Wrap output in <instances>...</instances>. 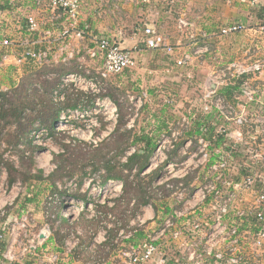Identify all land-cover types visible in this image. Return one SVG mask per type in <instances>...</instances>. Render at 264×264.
<instances>
[{
	"label": "built area",
	"instance_id": "built-area-1",
	"mask_svg": "<svg viewBox=\"0 0 264 264\" xmlns=\"http://www.w3.org/2000/svg\"><path fill=\"white\" fill-rule=\"evenodd\" d=\"M36 1L40 3L39 0ZM247 4L257 7L260 5V0H247ZM80 6L81 0H50L49 2L48 7L55 14V19L63 22L56 41L60 42L57 51L63 52L64 57H60L59 60L54 59L53 62L56 64H65L72 60L74 53L69 48V42L73 39L83 40L86 35V31L79 27ZM26 24V31L29 35L38 31V23L32 16L26 17ZM178 26L183 31L189 29V24L183 19L178 21ZM246 30L247 27L239 22L224 27L220 34L225 37L246 32ZM139 31L145 38L147 49L173 54L174 48L154 26L142 25L139 27ZM255 32L259 45L253 43V49H248L249 51L245 53L243 61H234L221 70L212 72L210 77H222L223 81L220 83L213 81L209 90L203 95V101L209 102V106H203L205 114H211L214 111L225 120L223 124H232L240 132L234 135L225 129L215 131L212 140L215 141L218 137H223L224 144L220 148H214L212 152L209 150L211 144L203 138H192L196 144L198 143L197 148L192 153L186 152L182 148L176 152V144L190 126L187 119H181L177 122L175 125L179 126L180 129L176 132L172 130L170 135L168 134V139L162 138L160 142H157L146 168L141 173L143 177L158 171L150 189L158 205L156 213L161 220L157 230L158 234L151 238L146 232L147 223L152 219L147 217L149 216L148 210L153 211V216L155 215L154 201L151 200L149 204L141 207L130 218L129 224L125 228L118 225L120 228L117 230L115 239V243L121 242L132 237L137 228H144L146 241L137 247L133 245L124 246L121 252L124 261L121 263L101 260L97 250L100 251L99 246L106 241L107 230L104 226L108 230L114 228L113 224H108L102 220L99 224V232L104 233L103 240L99 245L95 246L94 242L87 248H83L82 251L91 259L90 262L84 264H148L154 260H157L156 264H264V176L259 175L256 171V167L264 169V116L261 114L264 107L263 105L256 107L257 113L261 116L255 117L253 120H248L240 115L234 118L228 117L233 111L231 104L217 94L218 89L225 86L229 79L246 77L241 92L249 100H252V96L247 94L249 93L247 91L249 89L248 82L254 77L264 79V57L256 54L257 50L261 51V48L264 47V21L258 24ZM46 35L50 37V32H46ZM33 44L32 42L26 43V47L18 56L17 62L31 61L39 66L46 63L50 64L49 51L35 50L32 48ZM257 45L258 47H256ZM11 47H13L12 40L1 36L0 52L5 49L9 50ZM87 55L91 59L99 56L103 61L99 78L95 80L86 79L80 74L69 73L63 77L62 87L71 84L75 89L82 92L97 93L100 90H96V87L100 85V82L111 76L120 75L136 64L131 51L121 48L116 40L108 36L99 38L96 47L88 50ZM175 64L179 67L190 65L191 58L184 54L175 60ZM250 90L251 93H257V88L250 87ZM57 100L62 101L63 95H59ZM107 106H109L108 121L112 127L109 129L110 133L115 129L118 114L116 107L109 103ZM245 109L242 107V111H240L244 112ZM81 111L83 110L74 109L61 112L58 123L68 124L75 122L73 121L75 119L83 118ZM133 123L134 120L131 119L128 126H132ZM57 127L56 129L59 131L60 129ZM37 133H39L36 136L38 140L47 134L44 130ZM190 142L191 139L185 140L183 145L188 146ZM36 144L42 145L41 143ZM165 151L166 154L172 152L167 157L164 154ZM133 152L134 148H130L126 152V156ZM177 153L180 158L173 157V154ZM122 160L125 161V157ZM241 163L246 168L249 165L254 168H251L249 174L238 176ZM90 183L87 184L86 189L91 185ZM69 184V189L72 187L73 190H76L75 183L69 182ZM90 189L94 194L93 198L96 196L98 204L107 203L112 206L110 201L119 198L122 193V183L113 180H108L103 184L95 182ZM79 203L82 204L80 209L77 207ZM62 204L64 209L66 206H69L67 208L77 207V215L74 221L84 209L90 212L89 218L100 215V213H95L92 204L85 205L71 197L64 198ZM133 204L134 201H132L131 206ZM89 207L91 210L88 209ZM64 209L63 214L70 218L71 215L67 216ZM142 209L146 210L143 211ZM3 216L4 212L0 211V220ZM108 218L114 220L111 215H108ZM3 231L4 227L0 226V240L5 238L7 241V247L0 264L12 261L10 257L12 243ZM41 236L42 238H40ZM166 237H169L170 240L166 241L167 244L163 242L164 246L160 249L161 239ZM43 238V234H39V239ZM64 245L66 254L70 255L74 250L72 253L76 255L79 246L76 241H64ZM123 245L124 243L121 246ZM121 246L111 251L117 250Z\"/></svg>",
	"mask_w": 264,
	"mask_h": 264
},
{
	"label": "rangeland",
	"instance_id": "rangeland-1",
	"mask_svg": "<svg viewBox=\"0 0 264 264\" xmlns=\"http://www.w3.org/2000/svg\"><path fill=\"white\" fill-rule=\"evenodd\" d=\"M249 7L252 8V6ZM261 18V22H263V17ZM11 50L12 48H10V51ZM3 53L5 52L3 51ZM1 56H3L2 53H0V59ZM76 62L83 68L86 75H88L91 71L96 76L99 75L101 69L100 65L98 66L97 64L92 63L86 58ZM208 62L209 61H206V63ZM206 63H204L201 68H196L193 67L194 65L187 64L179 69H174L172 71V75L169 76L170 80H166L164 74H162L161 64L155 65L157 67L152 69L155 70L156 73H151L152 70H150L149 67H143V65H140L137 66V69H127L118 76H111L105 79L107 80L106 83L104 81L100 82V85L96 87V90H100L97 93L85 91L84 93L90 95L89 100L91 101L84 102L85 108L82 109L84 112L81 111L83 118L75 119L73 120L75 122H69L68 124L58 123L57 128L60 130L57 131L56 135L52 137V139L50 136H43L38 140L36 139V136L39 133L35 132L34 143H41L42 147L34 152L35 164L32 168V173H35L36 169L41 170L43 175L47 177L56 166L54 156L62 151L63 144L75 142L78 144L80 142L84 145L83 147L86 145V148L91 151L101 145L100 147L103 148V153L107 156V158L113 155L114 150L112 149V139H110V135L114 130L109 133V129L112 127L108 121L109 116L107 113L109 111V106H107V104L109 103L111 106L116 107V110L117 106L104 94L112 85H116L119 88V91L125 93V96L119 98V103L126 107L127 113L126 122H128L124 129H135V127L137 131L143 129L145 133L152 135L156 139L155 147L157 142H160L162 138L168 139V134L170 135L172 130L176 132L180 129V127L175 124L181 121V119H187L190 122V126L187 131L190 130L193 120L199 116L202 119L204 118V120L207 119L210 123H216V126H214L215 131L218 129H225L228 133L234 135L240 132V130L232 124H223L225 120L214 111L211 114H205L203 111V106H209V102L203 101V95L209 90L213 81L219 83L223 81L222 77L212 78L207 74ZM10 65H12V63ZM44 65L50 64L46 63ZM38 66L39 65L35 64H26L22 67L12 65L13 68H10V70H0V93H10V91L17 86L19 81L24 78L23 76L28 75V73H32L34 69L42 67ZM33 75L31 76L33 77ZM64 76L65 75L62 76L61 82ZM91 79L95 80L98 78L93 77ZM68 85L69 84H67V86ZM62 86L63 82L61 88ZM248 87L249 89H247V91L249 93L247 94L248 96H252V100H249L244 94L237 95L234 102L230 103L233 111L228 117L234 118L235 116L239 117L240 115L248 120H253L255 117L261 116L257 113L256 107L261 105L264 107V79L257 77L251 78L248 82ZM250 87L253 89L257 88V93H251ZM168 96L172 97L173 103L165 101L166 99H169ZM242 107L246 108L244 112H241ZM117 114L119 115L118 110ZM261 114L264 116V111ZM152 115H157L160 118L159 124L161 125V128H159V125H156L157 127L151 126L153 124L148 122V118ZM131 119H133L134 122L136 121L137 124L135 125L133 123L132 126L129 127L128 123ZM165 121L173 123L175 126H170V130L166 129V131V127L164 126ZM243 132H245V130H243ZM180 141H182L181 147L177 150L175 149L176 152L180 151L182 148L186 152L192 153L198 146V143L196 144L194 139H191L188 146L183 145L184 140ZM7 147L8 146H6L5 143H2L0 151L5 150ZM166 151L164 154L168 157V154L172 151L167 154ZM77 153L83 157V161L79 160L78 165H81V167L84 165L85 168L82 169H87V172H90L91 168L86 164L88 159L85 155L87 154ZM5 157L10 159L16 167L20 166V160L14 150H12V152H7ZM173 157L180 158L178 153L173 154ZM77 176L81 177V173L79 171ZM97 176L98 175L87 176L84 179V184L79 192H85L87 196L93 198L94 194L90 188ZM89 182H91V185H89L88 189H86ZM31 183L32 184L29 190L27 189L26 184H22L21 179L16 180V182L10 187L7 184V172L3 169L0 173V211L8 214L5 222L0 221V226L4 227L3 232L12 243L10 253L12 261L6 262L5 264H84L85 262H90V256L86 255V253L82 251L85 247H82L80 244L82 241L87 242L92 238L91 243L95 242V246L99 245V243L103 240L104 233H102V231L99 232V229L98 231L93 232L94 228L99 226L95 224L90 226V229H93L91 231L83 230L85 227L84 224L76 226L75 223L77 220L74 221V218L77 215V207L80 209L82 204L79 203L78 206L74 208H67L69 206H66L64 213L67 216H71H69V225L65 227L66 229L62 232V234H64L63 241L69 242L74 240L80 247L76 250V255H73L72 253L74 250H72L70 255L66 254L65 245L60 247L56 241H53L55 245L54 247V245L50 243L52 235L51 225L49 230V224L46 223L43 216V207L46 205L47 198L49 197L50 184L47 181H32ZM66 186L69 188L70 184L68 183ZM59 187L63 188L60 184ZM69 190L70 193L75 192L72 187ZM26 196L31 198L32 201L27 203V208L24 211L19 210L20 213L17 214L16 211L19 208L17 205L15 206V202L18 198L22 199V197ZM93 199H97L96 196ZM88 209L91 210L90 207ZM148 211L150 215L147 217H151L153 220L151 219L148 221L146 232L148 236L153 238L156 237V234H158L157 230L160 227L161 220L157 213L153 216V211L151 212L150 209ZM57 223L54 225L55 228L57 227ZM67 228H72L73 230L69 231ZM39 234H43L44 238L39 239ZM56 240L58 241L57 237ZM168 240H170L169 237H166L163 240L161 239L162 244L159 248L162 249L164 246L163 242ZM185 241L188 240L185 239ZM124 246L125 245L114 251H111L112 247H99L100 251L97 250V253L100 255H97L101 260L121 263L124 261L121 255ZM156 263L157 260H154L148 264Z\"/></svg>",
	"mask_w": 264,
	"mask_h": 264
},
{
	"label": "trees",
	"instance_id": "trees-1",
	"mask_svg": "<svg viewBox=\"0 0 264 264\" xmlns=\"http://www.w3.org/2000/svg\"><path fill=\"white\" fill-rule=\"evenodd\" d=\"M46 2L49 3L50 0ZM261 16L263 17L262 21H264V15ZM34 71L23 76L24 78L19 81L10 93H0V147L2 143L8 146L5 150L0 151V173L3 169L7 172V184L10 187L18 179H21L23 185H27L28 190L32 181H47L50 184V193L46 205L43 207V216L46 223L49 224V230L51 225L52 235L50 241L58 242L57 244L60 247L64 244V234L62 232L69 225V218L63 214L64 207L62 204V200L67 197H71L75 201L82 202L85 205L92 204L95 213H100L97 217L93 216L89 218L90 212L85 209L82 210L75 223L76 226L84 224L83 230L91 231L93 229H90V226L94 224L99 226L102 220L108 224H113L114 228L109 230L104 226L107 230L106 241L99 247H112L111 250H113L123 243L125 246L133 245L137 247L147 240L144 228H137L136 233L132 237L121 242L117 241L115 243V239L118 228H125L129 224L130 218L141 207L149 204L151 200L154 201V210L156 212L158 210L154 194L150 190L153 180L158 175V171H154L143 177L141 176L155 147L156 139L152 135L145 133L143 129L139 131H137L136 127L135 129H124L128 122H126L127 113L126 107L119 103V98L125 96V93L119 91L116 85H112L104 94L114 102L119 112L117 124L110 135L112 149L114 150L113 155L107 158L103 153V148L100 147L101 145L93 150V152L87 149L86 145L83 147L84 145L80 142L78 144L76 142L63 144L62 151L54 156L56 166L47 177L43 175L41 170L36 169L35 173H32V168L35 164L34 152L42 147L34 143L35 132L44 130L47 132L46 137L50 136L52 139L57 133L56 127L61 112L84 109V102L91 101L89 100L90 95L75 89L71 84L61 88L62 76L69 73H77L87 79L93 77L99 78V75L96 76L92 71L86 75L83 68L79 66L75 59L70 60L69 64L52 63L34 69ZM245 80L246 77L230 79L225 86L218 89L217 94L227 102L233 103L237 95L242 94V84ZM106 81L104 80L105 83ZM61 94H63V100L59 101L57 97ZM168 98L170 100L166 99V102L173 101L171 96H168ZM159 120L160 118L157 115H152L148 118L149 123H157L156 125H159V128H161ZM134 124L136 125L137 122L135 121ZM156 125L151 126L157 127ZM164 126L166 130L170 126L175 125L165 121ZM214 126H216V123H210L207 119L204 120V118L202 119L198 116L193 120L190 130L185 131L180 140L203 138L211 144L209 150L212 152L214 148H220L224 144L223 137H218L215 141L212 140V137L215 135ZM180 140L175 146L176 150L181 147L182 141ZM129 148H134V152L126 156ZM12 150L18 155L20 160L19 167H16L10 159L5 157V154L12 152ZM77 152L87 154L85 155L88 159L86 164L90 166V172H87V169H82L85 168L84 165L82 167L78 165V161H83V157ZM124 157L125 161L122 160ZM240 167L238 176H245L249 174L251 168H254L250 165L246 168L243 163H241ZM78 171L81 173V177L77 176ZM256 171L259 175L264 176V169L256 167ZM93 175H98L94 183L99 182L103 184L108 180L122 183V193L119 198L110 201L112 206L107 203L98 204L96 199L87 196L85 192H79L84 184V179L87 176ZM69 182L76 184L74 193H70L69 188L66 186ZM59 184L63 188L59 187ZM27 196L22 197V199L18 198L15 202V206L17 205L19 208L16 211L17 214L20 213L19 210L24 211L27 208V203L32 201ZM132 201H134V204L131 206ZM108 215L113 216L114 220L109 219ZM7 216L8 214L4 212V216L0 221L5 222ZM55 223H57L56 228L54 227ZM67 229L69 231L73 230L72 228ZM98 229L99 227H95L93 232L98 231ZM91 239H87V242L82 241L80 245L87 248L92 244ZM6 247L7 241L4 238L0 240V261Z\"/></svg>",
	"mask_w": 264,
	"mask_h": 264
},
{
	"label": "crops",
	"instance_id": "crops-1",
	"mask_svg": "<svg viewBox=\"0 0 264 264\" xmlns=\"http://www.w3.org/2000/svg\"><path fill=\"white\" fill-rule=\"evenodd\" d=\"M39 1H1L0 37L11 39L13 47L11 51L5 49V53L0 52L3 55L0 70H10L12 65L22 67L33 64L31 61L17 62L27 42L34 43L32 48L35 50H48L50 64H56L54 59L64 57L63 52L57 51L60 42L56 41L63 22L55 19L47 0ZM249 6L247 0H81L79 27L86 31V35L83 40H71L69 48L76 61L86 58L102 67L101 58L91 59L87 51L96 47L99 38L108 36L116 40L121 48L131 51L136 61L133 69L143 65L152 70L157 67L155 65L161 64L162 74L166 80H170L172 71L182 67L174 64L175 60L186 54L191 58L190 65L196 68L209 61L206 66L210 75L230 62L243 61L248 49H253V43H259L255 28L261 22V15H264V0H260V5L253 9ZM27 16H32L38 23V31L32 35L26 31ZM180 19L189 24V29H179ZM239 22L247 27L246 32L225 37L220 34L224 27ZM142 25L154 26L164 35L174 48L173 54L147 49L145 38L139 31ZM46 32H50V37ZM256 54L264 57V47ZM151 73L156 71L152 70ZM50 243L54 245L53 241Z\"/></svg>",
	"mask_w": 264,
	"mask_h": 264
},
{
	"label": "water",
	"instance_id": "water-1",
	"mask_svg": "<svg viewBox=\"0 0 264 264\" xmlns=\"http://www.w3.org/2000/svg\"><path fill=\"white\" fill-rule=\"evenodd\" d=\"M40 238H42V236Z\"/></svg>",
	"mask_w": 264,
	"mask_h": 264
}]
</instances>
